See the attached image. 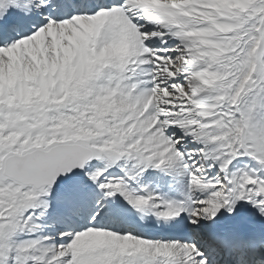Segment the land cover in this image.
Masks as SVG:
<instances>
[{"label":"snow or ice","instance_id":"1","mask_svg":"<svg viewBox=\"0 0 264 264\" xmlns=\"http://www.w3.org/2000/svg\"><path fill=\"white\" fill-rule=\"evenodd\" d=\"M0 264H264V0H0Z\"/></svg>","mask_w":264,"mask_h":264}]
</instances>
